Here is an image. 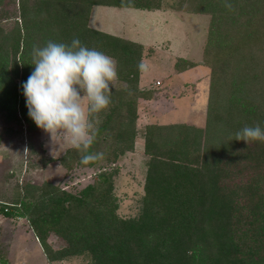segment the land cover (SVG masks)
I'll return each instance as SVG.
<instances>
[{
  "label": "trees",
  "instance_id": "trees-1",
  "mask_svg": "<svg viewBox=\"0 0 264 264\" xmlns=\"http://www.w3.org/2000/svg\"><path fill=\"white\" fill-rule=\"evenodd\" d=\"M229 2L231 10L224 0L174 6L210 16L201 62L210 67L206 124L146 128L149 159L135 216L118 215L105 169L77 194L27 182L19 197L0 202L6 218L26 222L47 264L74 256L90 264H264V142L235 140L245 126L264 129V0ZM94 7L154 12L162 10V0H0V121L40 133L22 88L34 69L33 46L78 38L113 57L126 84L113 89L89 151L100 152L101 140L110 139L102 135L125 126L123 143L134 144L136 104L149 100L151 89L139 87L138 64L148 56L138 42L89 27ZM195 64L182 60L177 72ZM77 154L69 148L64 158ZM51 236L64 241L60 250L50 246ZM0 264L8 263L0 258Z\"/></svg>",
  "mask_w": 264,
  "mask_h": 264
},
{
  "label": "rangeland",
  "instance_id": "rangeland-1",
  "mask_svg": "<svg viewBox=\"0 0 264 264\" xmlns=\"http://www.w3.org/2000/svg\"><path fill=\"white\" fill-rule=\"evenodd\" d=\"M177 1L162 0L164 13L162 17H156L158 20L150 17L148 11L135 9L94 7L91 11L88 23L91 28L129 40L136 39V33L137 39L142 38L143 42L153 34L157 39V44L143 45L148 56L144 61L149 64L150 71L141 73L139 87L151 89L148 90L149 97H144L149 100L140 99L136 104V132L132 148H129V143H123L124 136L120 134L127 126L121 131L104 133L102 136L109 134L110 137L101 140L98 147L104 158L95 166L83 165L79 161L80 154L72 160L64 158L71 147L62 141H58L59 145L53 144L50 134L44 130L26 134L24 128L16 123L0 121V202L19 197V187L27 182H49L61 190L77 194L92 184L96 174L105 169L111 173L118 215L129 218L137 214L149 159L145 154L146 128L171 124L204 128L206 124L210 67L201 65V62L210 16L181 12L175 8ZM149 23H158L162 29L152 32L147 25ZM181 59L200 65L177 74V64L180 65ZM125 88L126 84L118 78L112 91ZM102 119L99 114V124ZM48 158H52V162L44 165ZM24 226L27 227L25 221L6 218L0 211V258L8 264H47L41 248ZM48 242L53 250H60L65 244L53 236ZM51 264L90 263L86 257L74 256Z\"/></svg>",
  "mask_w": 264,
  "mask_h": 264
},
{
  "label": "clouds",
  "instance_id": "clouds-1",
  "mask_svg": "<svg viewBox=\"0 0 264 264\" xmlns=\"http://www.w3.org/2000/svg\"><path fill=\"white\" fill-rule=\"evenodd\" d=\"M224 6L233 8L229 0ZM32 59L34 69L22 84L29 117L50 134L53 144L62 141L80 151L81 164L102 160L103 152L89 149L96 141L99 114L112 102L117 61L78 38L71 44L49 40L43 47L34 45ZM138 69L145 74L150 66L141 60ZM235 140L264 142V129L259 124L245 126L235 133Z\"/></svg>",
  "mask_w": 264,
  "mask_h": 264
},
{
  "label": "crops",
  "instance_id": "crops-1",
  "mask_svg": "<svg viewBox=\"0 0 264 264\" xmlns=\"http://www.w3.org/2000/svg\"><path fill=\"white\" fill-rule=\"evenodd\" d=\"M150 13V17H152L153 19H157L156 17H162V15H163V11L162 10H158V11H154V12H149ZM90 20H91V14H90V17H89V20H88V23L90 24ZM158 20V19H157ZM149 22V21H148ZM163 22V21H162ZM162 22L160 23V24H162ZM160 24H158V23H156L155 25H152V24H147V25H149V27L151 28L150 30L153 32V31H157V30H160V29H162L161 27V25ZM90 27V26H89ZM93 29H96V30H100V29H98V28H94L93 27ZM100 31H102V30H100ZM103 32H105V31H103ZM106 33H109V34H112V35H114L113 33H110V32H106ZM126 33V32H125ZM127 34V33H126ZM150 35H152V33L150 34ZM136 36L138 37V34L136 33ZM137 37H136V39H130L131 41H134V42H138V43H140V44H142V45H144V46H149V45H153V44H157V39L155 38V35L153 34L152 36H151V38L149 37V40L148 41H145V42H143V40H142V38L140 39H137ZM144 37V36H143ZM144 38H146V37H144ZM142 40V41H141ZM159 42V41H158ZM146 62V61H145ZM191 70V69H190ZM188 71V70H187ZM184 72H186V71H184ZM184 72H181V73H177V74H182V73H184ZM140 76H141V74H140ZM156 81H158L159 82V80H156ZM156 81H154V82H156ZM161 82V81H160ZM139 83H140V81H139ZM19 221H22V220H19ZM25 227V226H24ZM25 229L27 230V232H29V233H31V231H28V228L27 227H25ZM32 234V233H31ZM33 235V234H32ZM34 237V236H33ZM34 239H35V237H34ZM35 241H36V243L39 245V243H38V241L35 239ZM39 247H40V245H39ZM41 248V247H40ZM42 250V249H41ZM43 253V252H42Z\"/></svg>",
  "mask_w": 264,
  "mask_h": 264
}]
</instances>
